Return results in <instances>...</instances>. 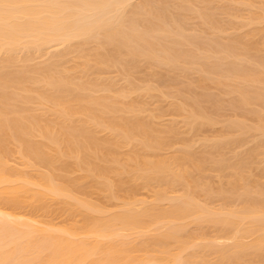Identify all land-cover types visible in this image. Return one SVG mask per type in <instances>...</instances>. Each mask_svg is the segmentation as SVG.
Instances as JSON below:
<instances>
[{"label":"bare ground","instance_id":"bare-ground-1","mask_svg":"<svg viewBox=\"0 0 264 264\" xmlns=\"http://www.w3.org/2000/svg\"><path fill=\"white\" fill-rule=\"evenodd\" d=\"M256 1L0 0V264H264Z\"/></svg>","mask_w":264,"mask_h":264},{"label":"rangeland","instance_id":"rangeland-1","mask_svg":"<svg viewBox=\"0 0 264 264\" xmlns=\"http://www.w3.org/2000/svg\"><path fill=\"white\" fill-rule=\"evenodd\" d=\"M255 1H256V0H255ZM257 1H258V0H257ZM257 1H256V2H257ZM262 1H263V0H262ZM262 1L260 0L259 2H262ZM260 4H261V3H258V2H257V5H256V4H255V5H256V7H258V5H260ZM255 5H253V6H255ZM254 9H256V8L254 7ZM263 24H264V22L262 23V25H263ZM262 25L254 24V25H250V26H245L244 31H245V30H248L249 28L255 27V26L263 27L264 25H263V26H262ZM248 27H249V28H248ZM242 30H243V28H242L241 30L239 29L240 32H242ZM263 30H264V28H263ZM237 31H238V30H237ZM239 31H238V32H239ZM52 51H53V50H52ZM52 51H51V52H52ZM49 53H50V51H49ZM49 53H48V54H44V55H46V56H50ZM44 55H43V58H44V59H43L42 57H40V59H39L38 57H35V59H36L37 61H38V59H39V62H40L41 60H42V61H43V60H46L47 58H46V56H44ZM45 58H46V59H45ZM31 61H32V59H31ZM34 61H35V60L33 59V63H34ZM35 62H36V61H35ZM19 63H20V62H19ZM24 63H25V62H24ZM36 63H37V62H36ZM25 64H26V63H25ZM27 64H32V62H31V63L29 62V63H27ZM18 65H19V64H18ZM147 99H148V98H147ZM149 101H151V103H150ZM153 101H154V99L151 100V98L148 100V102H149L150 104H153ZM164 102H165V101H164ZM166 102H167V100H166ZM166 102H165V103H166ZM165 103H164V104H165ZM167 116H168V115H167ZM167 116H166V119H165V117H164V119H162V120H163V121H164V120H167V121H168V118H170L171 116H170V115H169L170 117H169V116L167 117ZM216 128H218V126L214 127L215 130H216ZM214 129H212V130H214ZM212 130H211V132H214V131H212ZM208 131H210V130H208ZM211 132H210V133H211ZM207 133H209V132H207ZM197 145H198V144H197ZM197 145H195V146H197ZM248 145H249V144L245 145V147H246V146L248 147ZM245 147H242V148H245ZM12 158H13V160L16 159V157H14V156H13ZM16 161H17V160H16ZM58 217H59V216H58ZM63 218H65L64 215H63V216L61 215V218H59L58 221H64L65 219L63 220ZM61 219H62V220H61Z\"/></svg>","mask_w":264,"mask_h":264},{"label":"snow or ice","instance_id":"snow-or-ice-1","mask_svg":"<svg viewBox=\"0 0 264 264\" xmlns=\"http://www.w3.org/2000/svg\"><path fill=\"white\" fill-rule=\"evenodd\" d=\"M16 7H19V5L0 3V9H3L4 11L10 10Z\"/></svg>","mask_w":264,"mask_h":264}]
</instances>
